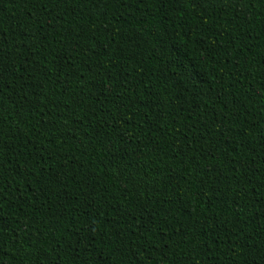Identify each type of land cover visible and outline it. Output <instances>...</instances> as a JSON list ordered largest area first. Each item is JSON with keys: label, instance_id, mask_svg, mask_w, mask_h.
<instances>
[{"label": "trees", "instance_id": "trees-1", "mask_svg": "<svg viewBox=\"0 0 264 264\" xmlns=\"http://www.w3.org/2000/svg\"><path fill=\"white\" fill-rule=\"evenodd\" d=\"M0 264H264V0H0Z\"/></svg>", "mask_w": 264, "mask_h": 264}]
</instances>
